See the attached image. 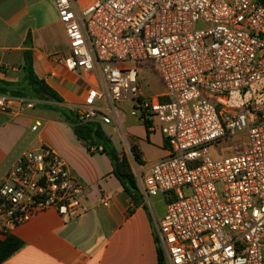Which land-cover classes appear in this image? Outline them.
<instances>
[{
	"label": "built area",
	"instance_id": "2783aa9c",
	"mask_svg": "<svg viewBox=\"0 0 264 264\" xmlns=\"http://www.w3.org/2000/svg\"><path fill=\"white\" fill-rule=\"evenodd\" d=\"M54 2L69 42L56 61L92 77L71 108L79 121L111 125L118 105L132 101L131 115L151 130L157 123L168 142L141 181L146 199L167 200L156 234L168 263L264 264V2ZM150 60L165 86L154 96L131 65ZM11 100L0 96V110ZM241 133L240 153L211 155L212 145ZM84 197L53 149L26 151L0 181V240L39 212L67 214Z\"/></svg>",
	"mask_w": 264,
	"mask_h": 264
},
{
	"label": "crops",
	"instance_id": "0c3cea01",
	"mask_svg": "<svg viewBox=\"0 0 264 264\" xmlns=\"http://www.w3.org/2000/svg\"><path fill=\"white\" fill-rule=\"evenodd\" d=\"M27 50L32 51L38 77L65 106L83 103L92 77L56 61L60 55L68 56L69 42L54 0H0V80L20 79ZM5 97L12 100L7 111L0 110V181L23 153L47 146L85 186V197L67 214L51 208L19 226L13 235L24 246L3 264H161L156 225L165 214L167 200L163 196L146 199L141 190L150 166L168 154L158 124L149 129L139 116L131 115L134 102L126 101L118 105V119L101 125L117 152L131 162L141 194L136 202L115 176L109 156L89 151L59 113L37 107L31 100ZM133 147L140 163H132Z\"/></svg>",
	"mask_w": 264,
	"mask_h": 264
},
{
	"label": "trees",
	"instance_id": "16d2710c",
	"mask_svg": "<svg viewBox=\"0 0 264 264\" xmlns=\"http://www.w3.org/2000/svg\"><path fill=\"white\" fill-rule=\"evenodd\" d=\"M264 2V0H261ZM31 41L29 37L28 42ZM0 95L11 96L36 102V106L59 113L62 118L74 128L78 139L85 144L89 151L95 148L98 152L106 153L114 166V174L122 184L124 190L136 202L141 198L137 179L126 155H120L115 149L112 140L105 134L99 123L83 124L71 108L63 103V99L43 79H40L33 67V54L31 50L24 52L21 77L17 82L0 80ZM147 125H149L147 123ZM132 152L137 163L140 155L135 147ZM24 246V242L11 235L6 240H0V264H3ZM161 264H165L164 254L160 252Z\"/></svg>",
	"mask_w": 264,
	"mask_h": 264
},
{
	"label": "rangeland",
	"instance_id": "374dc122",
	"mask_svg": "<svg viewBox=\"0 0 264 264\" xmlns=\"http://www.w3.org/2000/svg\"><path fill=\"white\" fill-rule=\"evenodd\" d=\"M85 21H88V18H86ZM131 65L139 70L142 89L149 96L158 95L160 91L165 90V86L161 79L160 71L158 69L156 61L150 60L144 62H136L132 63ZM245 136V133L237 134L236 136L227 138L220 143L212 145L210 147L211 155L215 158H223L232 154L240 153L243 149ZM130 158L132 159V163L135 164L136 161L134 155H130ZM164 258L165 264H169L166 257Z\"/></svg>",
	"mask_w": 264,
	"mask_h": 264
}]
</instances>
